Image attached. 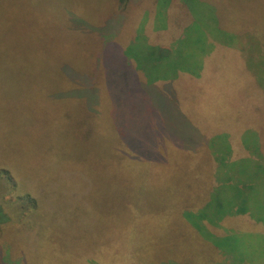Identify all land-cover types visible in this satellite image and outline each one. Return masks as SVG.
<instances>
[{
  "label": "rangeland",
  "instance_id": "1",
  "mask_svg": "<svg viewBox=\"0 0 264 264\" xmlns=\"http://www.w3.org/2000/svg\"><path fill=\"white\" fill-rule=\"evenodd\" d=\"M0 13V206L10 217L0 264H229L208 230L248 251L234 264H264L254 238L264 234V167L247 170L249 211L226 213L239 179L231 162L264 159V0H0ZM179 39L189 54L223 46L208 62L214 77L174 85L191 121L215 117L193 131L212 143L198 159L169 135L141 142L147 118L117 126L109 95L106 46L143 82L133 54ZM115 80L123 90L133 81ZM246 112L258 146L233 129ZM238 138L242 153L230 155Z\"/></svg>",
  "mask_w": 264,
  "mask_h": 264
},
{
  "label": "trees",
  "instance_id": "2",
  "mask_svg": "<svg viewBox=\"0 0 264 264\" xmlns=\"http://www.w3.org/2000/svg\"><path fill=\"white\" fill-rule=\"evenodd\" d=\"M126 0H120V2H125ZM1 16H3V14L0 13ZM179 44V43H178ZM145 48L144 52L143 49L142 51H139L137 53L133 54V58H135V60L137 61V67L144 73V75H149L150 72L149 69L152 67V65H150L151 61L154 60H165V69L171 70L172 72H175L178 67H183L184 65H186L188 68L193 67L194 70H196L197 67L195 64H192L190 62V59L195 57V54L199 56V52H193V54H189V51H187L186 48H184L183 44H179L178 46H176L175 49L172 50H167V49H163V48H154L152 46H148L145 44ZM116 49V47H115ZM115 51V50H114ZM218 49L212 48L211 50H209L205 56L200 55V56H204L205 59V66H204V72L205 74H213L212 69L208 66V62L211 61L212 63L216 64L217 60H216V53H217ZM104 62H105V68L107 70V73L109 75L108 78H110L109 80V95L111 98V101L113 102V104L115 105V111L113 114V119L114 122L117 126H120L119 121H122L123 119H125L124 117L126 116L127 113L126 110H124L123 112H121L120 114L117 112V108L119 107V103L123 102L124 100L131 105H138V101L144 102V103H149V116L151 119V116L153 114L154 116V121L157 127L152 128L149 126V129H146L147 131L145 132V134H142V129H140L138 131V135L139 138L142 140L141 142H146V143H151V141L153 140V138L156 136L157 134H163L166 135L169 134L170 136H172L174 139H176L177 142H179V140L181 141V137L180 134L183 132L181 129V124H189V118L186 116V114H179L177 111L173 112V114L169 115V113L163 109L164 106V98H163V94L165 91L164 89H162L161 87L158 86V83H151L147 84L144 82H141V80L139 79V77L137 78L138 75V71L136 69H132L129 70L126 68V64H125V59L126 57L128 58L129 56L123 52L122 55H120L119 51H115V53L112 52V49L110 46H106L105 48V53H104ZM126 54V55H125ZM111 56H113L115 63H112V59ZM196 56V57H198ZM125 58V59H124ZM215 60V61H213ZM111 63V66L110 64ZM108 67V68H107ZM118 70H122V73H119ZM129 73L130 76L134 77V79L132 78V80L134 81V83H130V85H133L136 89L135 90H131L130 89V85L126 86L124 91L123 88L119 89L117 87V85L119 84L118 81L115 80V77L117 79H119V76H121L122 74H127ZM136 75V76H135ZM146 77V76H145ZM169 86H167L168 90L172 92V97H173V101H177L178 102V98L175 97L174 95V90H176V88H174V84H168ZM152 96H150V95ZM166 94V93H165ZM64 95H68V94H64ZM70 95V94H69ZM155 95V97H153ZM123 96V98L121 97ZM131 106H129L130 108H128L129 111H131ZM161 106V107H160ZM144 115V113H143ZM146 116V115H145ZM171 118L172 119V126L168 127L167 124V119ZM188 122V123H187ZM125 125H129L125 124ZM123 131H121L122 133ZM128 132V131H127ZM123 135V133H122ZM124 141H126L131 148H134L135 150H139L140 149V145H138L136 147V142L138 141L136 139H133L132 136L130 134H125L124 135ZM143 145V144H142ZM145 146V145H144ZM143 146V147H144ZM148 149V147H147ZM149 150V149H148ZM242 190L239 189L237 191V193L234 195V199H239V201L235 204V205H230L229 207L232 206V209H229L228 207V212H237V213H241V214H246V212H248V209H244V206L242 204V202H246L245 197H241V195L243 193H239ZM220 206H224L222 204V201L218 202ZM224 213V211H221V214ZM225 213V214H226ZM10 222V217L7 214V212L0 206V229L3 225L8 224ZM209 232V235L211 236L212 240L211 242L218 247L219 249H221V253H227V256L230 255V257H228V260H231L229 262V264H234L235 262L238 261H243L244 259H246L247 257V252L242 251L243 246L238 247V245H236V242L233 243L234 241H232L230 239V237L232 235H230L229 239L228 236L225 238H221L220 237H215L213 235V233L208 230L207 233ZM226 238L228 239V241L226 240ZM239 241L238 244H242L244 245V239H246V236H241L239 237ZM255 238V247H259L258 250L264 252V234L262 235H257L254 236ZM219 239L217 242L216 240ZM245 249H247V247H245Z\"/></svg>",
  "mask_w": 264,
  "mask_h": 264
},
{
  "label": "crops",
  "instance_id": "3",
  "mask_svg": "<svg viewBox=\"0 0 264 264\" xmlns=\"http://www.w3.org/2000/svg\"><path fill=\"white\" fill-rule=\"evenodd\" d=\"M183 40L184 39H179L172 47H169V48L159 47L158 45H153L152 47L172 50V49H175L176 46H178L179 44H183L184 48L187 49L188 45ZM182 41L184 43H181ZM148 46H150V45H148ZM222 47L223 46L219 43H216L213 46V48H215V49H221ZM200 49H201V52L199 53V56L195 54V57L190 59V62L192 64H195L197 67H199L196 70H194L193 67L188 68L186 65H184L183 67H178V69L175 72H172L171 70H169V68L165 69V66H164L165 60H154V61L150 62V65H152V67L148 71V72H150V74L145 75L146 77H145V80L143 82L150 84V85H151V83H159L161 81H163L165 83V85H166L165 91H163L164 92V94H163V98H164L163 109H165L169 113V115L173 114V112H175V111H177L181 115L187 114L186 111H184L181 108L180 102L173 101L172 92L169 91L167 88V86H169L168 84H170V82H171V84H174V85L177 82H180V84H184V83H187L189 80L194 81L195 83L200 82V81H203L202 83H204L207 81L206 80L207 76L208 77H210V76L214 77V75L205 74L204 66H205V59L206 58L204 56L208 51H203L202 48H200ZM203 54H204V56H200ZM196 56H198V57H196ZM236 64L237 65H244V63L239 59H238V62H236ZM132 78L134 79L133 76H132ZM129 82L132 83L133 81H129ZM202 83H201V85H202ZM194 86L195 85H192L191 87H194ZM173 87L175 88V86H173ZM203 87L204 86H202V89H203ZM174 95H175V97H177V92L175 90H174ZM121 97L123 98V96H121ZM153 97H155V95ZM201 97L203 98V96H201ZM177 98H179V96ZM123 100H124V98H123ZM138 103H139L138 105H132L131 104L132 105L131 111L128 110V108H130L129 106H131V105H129L125 100L123 102L119 103V107L117 108V112L120 114L121 112L126 110L127 113H129V114H126V116L124 117L125 119H123L122 121H119L120 126L122 125V127H126V128H131V127L137 128L139 126H137V127L136 126H128L125 124L135 123L136 120H138V119L144 120L145 118H147V122L144 123L146 125L143 126V128H146L147 126H149L150 119H149V117L145 116V115H147V112L149 111L147 108V104L149 105V103H144L141 101H138ZM196 104H198V103H196ZM141 105L143 108L141 107ZM143 113H144V115H143ZM198 113H197V118H195V120H193V118H192V121L189 119V122H190L189 124H187V125L181 124V129L183 131L180 134V137L182 138L181 141L179 140V142H177L176 139H174L172 136H170L169 134L166 133L167 136L169 135V138L171 139L170 143L172 145L178 147L183 152H184V150H186L187 152H190L191 153L190 157H193L194 159H198L199 157H201V153L199 151L201 149L204 150L206 147H209L210 145H212V143L208 142V143H206L207 146H202L205 143L203 142L204 144H202V141H199V143H198V138H195V135H193V131L195 130L197 132V129H199L198 128V122L200 123V126L204 125L207 128H213V127H208V124L211 123V121L215 119L213 113L207 112L209 115L208 121H205L204 118H201L200 114H198ZM149 114H150V112L148 113V116H149ZM252 114L253 113H251V112H246L244 114L246 116V121L242 124V126L241 125H239V126L234 125V123L232 126H233V129H237L238 127H240V129L242 128V132H244V137L241 136L242 141H243V139H245L244 142H246V140H247V142L251 141L253 145L257 144L255 146H258L259 145L258 143L261 141L260 134H259V140H257L256 138H254V140H253V139L248 137L249 130H251V131L256 130V132L259 133V129H260V128H258L259 127V124L257 123L258 120H256L255 122L248 120V118ZM189 116L192 117V115H190V114H189ZM142 122H144V121H142ZM167 124H168V127L172 126V119L171 118L167 119ZM227 137L229 139V136H227ZM230 137L233 139V137L231 135H230ZM122 140L124 141V136H123ZM237 140H238V143H236V144L234 143V145H230L229 142H226L229 145L228 148L230 151V155H231V152H233V150L235 153H242L240 151V149H237V146L240 147L242 145V141L240 138H238ZM245 153H246V150H245ZM249 154H252V155H249ZM246 157H251L253 159L250 161H244V158H246ZM263 162H264V159L262 158V156L259 155V151L257 152V154H254L252 151V153H248V154L244 155L243 158L235 160L234 162H231V168H233V171H231V172H234L233 177H235V178L239 177L238 181L235 182L236 191H235L234 195L237 193V191L239 189L243 188V186L244 187L247 186L246 183L249 182L248 181L249 179H246V178L248 176L247 170H248L249 166L254 165L256 167V166L260 165V166L264 167ZM228 184L231 185L232 183H228ZM260 184H262V185L264 184V174L262 175V178L260 179ZM239 193H242V192H238V194ZM234 195L229 199V201L235 200ZM238 201H239V199H236L235 204ZM235 204H233V205H235ZM229 209H232V206L229 207ZM247 211H249V210H247ZM234 214H239V213H237L235 211ZM262 214L264 215V212Z\"/></svg>",
  "mask_w": 264,
  "mask_h": 264
}]
</instances>
